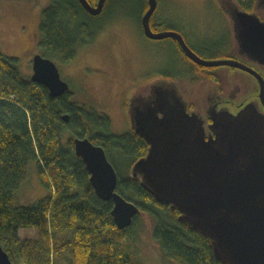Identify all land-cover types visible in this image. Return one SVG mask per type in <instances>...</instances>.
<instances>
[{
	"label": "trees",
	"instance_id": "1",
	"mask_svg": "<svg viewBox=\"0 0 264 264\" xmlns=\"http://www.w3.org/2000/svg\"><path fill=\"white\" fill-rule=\"evenodd\" d=\"M88 1L96 5L99 0ZM236 1L244 10H251L255 3ZM148 8L144 0L143 13ZM101 15L91 16L78 0H53L42 15L39 47L43 55L72 64L79 48L93 44L102 31L95 23ZM151 26L157 32L153 18ZM15 62L0 53V243L15 264H59L62 253L68 254L71 264H141L129 253L128 235L144 223L143 215L155 220L153 235L167 260L222 264L206 237L180 221L179 212L158 203L132 177L133 165L148 153L149 145L142 137L133 131L114 134L109 116L72 100L71 86L66 95L52 98L46 87L22 75ZM76 138H88L106 150L118 173L117 192L140 208L130 228L119 230L111 214L113 202L97 197L86 166L75 154ZM114 151L133 162L129 177L114 160ZM33 162L49 192L33 204L16 206V192ZM29 228L39 232L38 239L18 237L20 229ZM66 232L70 241L54 244L52 237L55 241L58 233Z\"/></svg>",
	"mask_w": 264,
	"mask_h": 264
},
{
	"label": "water",
	"instance_id": "2",
	"mask_svg": "<svg viewBox=\"0 0 264 264\" xmlns=\"http://www.w3.org/2000/svg\"><path fill=\"white\" fill-rule=\"evenodd\" d=\"M78 1L93 17L103 13L107 2ZM219 1L226 12L232 11L241 49L264 65V21L257 13L263 11L264 0H256L257 12L251 13L242 10L236 0ZM148 4L141 22L146 37L177 40L186 56L201 67L229 66L252 74L260 83L264 106V78L259 72L234 59H203L179 33L153 31L151 19L158 0H148ZM31 81L46 87L54 99L70 92L58 64L42 54L33 58ZM147 89L148 94L137 92L131 98L128 110L135 133L149 145L147 155L133 165L132 177L158 203L179 212L180 221L206 237L217 261L264 264V114L254 102L237 114L217 110L207 136L201 116L189 112L175 82L158 79ZM74 149L90 174L97 197L113 202L111 214L117 228H130L140 208L117 192L118 173L106 150L88 138H76ZM0 264H15L1 243Z\"/></svg>",
	"mask_w": 264,
	"mask_h": 264
},
{
	"label": "rangeland",
	"instance_id": "3",
	"mask_svg": "<svg viewBox=\"0 0 264 264\" xmlns=\"http://www.w3.org/2000/svg\"><path fill=\"white\" fill-rule=\"evenodd\" d=\"M52 1L0 0V53L17 59L14 64L24 76L33 75V57L43 54L39 47L40 26L43 11ZM158 3L153 19L157 17L156 20L159 19L162 24L156 22L157 32L174 29L191 33L192 39L193 36L197 39L191 40L190 44L196 45L197 55L203 59L222 60L226 56L223 51H208L200 47L201 43L206 45L204 32L209 22L216 34L220 35L224 30L222 16L217 12L218 0H158ZM143 8L144 0H109L105 11L95 21L103 27L95 42L80 47L77 58L70 65L55 61L62 79L71 86L72 100L88 110L94 109L109 116L113 133L117 135L128 132L123 123L126 95L129 96L128 101L137 92L146 95L149 93L147 88L158 79L177 80L175 85L188 102L189 110L193 107L195 112L201 105L200 97L204 98L208 93L207 88L200 85L204 75L199 72L196 75L194 69H197L190 63L177 61L171 51L173 40H152L145 36L141 26ZM197 40L201 41L199 45ZM220 72L230 81L237 77L241 78L240 81H247L250 89L248 98L254 99L256 83L253 79L224 68ZM244 80L243 85L246 84ZM112 156L122 173H128L125 176L129 177L133 162L120 151H114ZM48 192L40 180L37 164L33 162L26 180L16 192V206L33 204L47 196ZM143 219L144 223L128 235L129 253L141 264H173L165 258L153 235L155 220L145 216ZM18 237L38 239L39 232L34 228L20 229ZM70 238L68 232L58 233L52 241L54 244L62 243V240L67 242ZM1 245L6 251L5 244ZM61 255L59 264H71L68 254ZM51 258H54L53 252Z\"/></svg>",
	"mask_w": 264,
	"mask_h": 264
},
{
	"label": "flooded vegetation",
	"instance_id": "4",
	"mask_svg": "<svg viewBox=\"0 0 264 264\" xmlns=\"http://www.w3.org/2000/svg\"><path fill=\"white\" fill-rule=\"evenodd\" d=\"M218 2L221 3V1H219V0H218ZM227 2H229V1H227ZM219 3H218L217 12H219L222 16L221 23L223 24V27H224L223 32H220V35L216 34V32L214 31V28L210 25L211 23L209 22L208 27H206V29H205L206 31L204 32L206 34L205 38H207L206 39V45L201 43L200 40H197V45H199V43H201L200 47H202L208 51H213L215 49H216V51H223V53H225L226 56L222 59H234V60L240 61V62L246 64L247 66L255 69L264 78V65L261 64L259 61H255V59L252 56H250L247 52L243 51L240 47V44H239L237 37H236V34H237L236 33V22L233 18L232 11L230 9H228V11L226 12L222 6L221 7L219 6ZM158 5H159V3H158ZM240 8L242 9L241 5H240ZM104 10H105V7H104ZM104 10H103V12H104ZM242 10H244V9H242ZM244 11L250 12V13L251 12H257L256 0H255V3H254L251 10H244ZM144 13H143V15H144ZM257 13H258L259 20L261 22L264 21V9H263V11L260 10ZM153 16H152V18H153ZM156 19H157V17L154 19L155 24L157 25V23H158L161 25L162 23L159 21V19L158 20H156ZM142 30H143V28H142ZM168 31L178 32L183 37V39L185 40V42L189 46V48H191V50H193L196 54H198V52H197L198 49L196 51V45L192 46L190 44V41L191 40L195 41L197 39V37L193 36L194 38L192 39L191 33H185L183 31L182 32L176 31L174 29H168ZM143 33H144V31H143ZM198 39H200V38H198ZM171 40H173V43L171 44L173 48L171 49V51H172V53L175 54L177 61L178 62L183 61V63H184V61L186 63L188 62V64L190 63L191 67L194 66V68H196L195 66H197V73L199 72L200 74L204 75V79L200 85H202L203 87L205 86L208 90V93L206 94V96L204 98L202 96L200 97L201 103H200V101H198V102L201 105L199 106V109H197V113L201 116V118L203 120V125H204L205 131L207 133V136L209 134H211L210 126L212 124V117H213V114H215L217 112V110L218 111L227 110L233 114H237L247 104L254 102L257 105V107L259 108V110L264 114V106L260 100V83L256 77H254L250 73H247L241 69H237L234 67L224 66V67H218V68H205V67H201L199 65H196L186 56V54L182 50L178 41L175 39H171ZM32 64H33V61H32ZM222 68L233 71L234 73H238V74L240 73L242 75L248 76L251 79H253L256 83V86L254 87V92H253L254 99L248 98L250 89H249V85H248L247 81H245L244 79H242L240 81L239 79H241V78H238V77L235 80L230 81L225 74L220 72V69H222ZM178 80H180V79H178ZM243 80L246 83L244 85H243ZM128 99H129V96L126 95V101L127 102H126V109H125V122H123V123L125 124V130H128V132L133 131L135 133V131H134L135 129L132 127V122H131V119L128 115V110H129V106H130ZM193 110H195V109H193V107H192L191 110H189V112H191ZM142 139H144V138H142Z\"/></svg>",
	"mask_w": 264,
	"mask_h": 264
}]
</instances>
